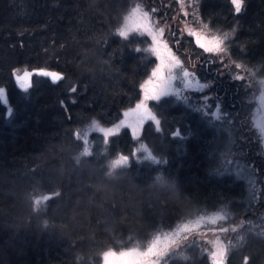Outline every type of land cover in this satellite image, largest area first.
Here are the masks:
<instances>
[{
    "label": "trees",
    "instance_id": "obj_1",
    "mask_svg": "<svg viewBox=\"0 0 264 264\" xmlns=\"http://www.w3.org/2000/svg\"><path fill=\"white\" fill-rule=\"evenodd\" d=\"M134 2L164 22L169 47L209 87L149 100L157 117L140 137L158 158L111 165L130 152L129 127L105 147L94 129L86 151L76 130L91 118L116 121L141 95L155 63L151 38L118 30ZM192 4L185 15L181 0H0V264H100L107 248L217 208L221 225L236 224L224 235L225 264H264V147L249 119L253 79L264 75V0H245L240 14L230 0ZM177 20L232 33L226 52L200 50ZM24 67L33 73L26 90L14 78ZM158 264L211 259L190 236Z\"/></svg>",
    "mask_w": 264,
    "mask_h": 264
},
{
    "label": "rangeland",
    "instance_id": "obj_2",
    "mask_svg": "<svg viewBox=\"0 0 264 264\" xmlns=\"http://www.w3.org/2000/svg\"><path fill=\"white\" fill-rule=\"evenodd\" d=\"M192 0H183L181 8L187 13L192 14L194 12L192 8ZM150 9L148 10L145 6H142L141 3L134 2L129 9L124 13L121 24L118 28L119 32L121 29H125L127 25V29L130 31L140 32L143 36L147 34L141 29V25L144 22V16L147 14L149 18V25L153 28V30L162 28L165 29V24L163 21H159L156 16H154ZM185 17V16H184ZM183 17V18H184ZM180 26L185 29H192L198 32H206L207 34H216L215 29L208 28L204 29V23H188L186 21L181 22V20H177ZM197 27L200 30H197ZM148 35V34H147ZM146 37V36H145ZM151 38V36H150ZM164 41L167 42L166 38L162 37ZM168 43V42H167ZM152 40L149 42V49L151 48ZM169 46V45H168ZM171 48V47H169ZM172 50V48H171ZM173 52V50H172ZM174 53V52H173ZM175 54V53H174ZM176 56V54H175ZM177 57V56H176ZM159 63L158 58L155 56V63L151 67L149 74L142 80L141 85L149 78L153 69ZM190 73L195 72L187 67H184ZM21 70V69H19ZM180 73L179 69L174 70V74L178 75ZM167 75V73H165ZM195 79L200 83L208 84V81H204L198 78L197 74H195ZM173 85L181 90V94L185 93L187 90L183 89L182 84L179 79L173 80ZM254 85V99H255V107L251 112V117L249 118L253 125L261 133V139L264 147V75L258 77V79H253ZM174 95V94H173ZM143 98V89L141 88L140 97L131 105L125 107L120 115V117L112 122V123H103L97 119L91 118L89 119L82 127L76 130V134L82 137L83 147L82 150L86 151L90 150L91 142H92V132L96 129L97 136L99 140L103 142V147H105L106 143L109 140V137L119 132L123 126H128L132 131V135L134 136L135 141L133 142L130 152H120L114 154L109 159V163L111 165H117L121 163L128 162L132 156L135 158H144L148 157L153 160H156L158 157L154 154L149 146L148 142L140 137V127L141 124H135V128L133 127V123L129 120L128 117L125 116V113L129 110L135 108L136 104L140 102ZM162 98V97H161ZM203 104L208 103V99H202ZM148 109L151 111L155 118L157 117L155 112L149 107ZM122 121H127L123 125ZM121 128V129H120ZM138 133V134H136ZM104 139V140H101ZM143 146V147H141ZM226 219V213L222 209H211V210H201L198 212H192L187 216L179 219L173 225L169 227H160L156 229L146 240L132 241L128 246L121 248H107L103 252L102 261L100 264H158L160 260L166 257V255L180 242H182L185 238L190 236H197L199 239L204 241L207 245V252L211 259V264H225L224 256L227 248V238L230 235L224 237L228 231L230 232L233 228L236 227V224L230 225H221Z\"/></svg>",
    "mask_w": 264,
    "mask_h": 264
},
{
    "label": "snow or ice",
    "instance_id": "obj_3",
    "mask_svg": "<svg viewBox=\"0 0 264 264\" xmlns=\"http://www.w3.org/2000/svg\"><path fill=\"white\" fill-rule=\"evenodd\" d=\"M183 3V0H181ZM230 3L234 6V12L240 14L244 8L245 0H230ZM187 15V13H185ZM207 25H204V29H207ZM141 29L151 36L152 44L150 51L158 58L159 63L153 69L149 78L141 85L143 89V98L139 103L136 104L135 108L125 113V116L131 120L133 127L135 124H143L148 119L156 120L155 116L148 109V101L155 100L159 101L161 97L169 94H174L177 97L181 96V90L173 85V80L179 79L183 89H197L203 90L209 87V84L200 83L195 79V74L190 73L187 69L182 67L181 60L175 56L168 43L163 40V29L158 28L153 30L149 25V18L147 14L144 16V22L141 25ZM129 29L127 25L125 29H121L119 35L127 36ZM188 34L195 38V43L207 53H225L226 46L225 41L232 33H224L222 36L216 34H207L206 32H198L192 29H188ZM139 51V49H137ZM179 69L178 75L174 74V70ZM16 81L20 88L26 90L30 86V77L33 75L32 72L24 71L23 75L18 74L19 70H16ZM167 73V75H165ZM38 75L50 77L52 82L55 83L62 79V75L57 72H50L44 69L38 70ZM76 91L75 88L72 89ZM5 99V90L0 88V100ZM208 97H205L207 100ZM11 115V110H9ZM215 116L219 115V108L214 113ZM127 121H122L123 125ZM157 130L159 131V121H156ZM138 134V133H136ZM174 136H180V132L176 131L173 133ZM143 147V146H141Z\"/></svg>",
    "mask_w": 264,
    "mask_h": 264
},
{
    "label": "water",
    "instance_id": "obj_4",
    "mask_svg": "<svg viewBox=\"0 0 264 264\" xmlns=\"http://www.w3.org/2000/svg\"><path fill=\"white\" fill-rule=\"evenodd\" d=\"M24 71H28V72H31L29 68L25 67L23 68L18 74L20 75H23ZM47 71H50V72H57V73H60L62 75V73L60 71H58L57 69H47ZM16 74H14V78L16 79ZM31 80V77L29 78Z\"/></svg>",
    "mask_w": 264,
    "mask_h": 264
},
{
    "label": "bare ground",
    "instance_id": "obj_5",
    "mask_svg": "<svg viewBox=\"0 0 264 264\" xmlns=\"http://www.w3.org/2000/svg\"><path fill=\"white\" fill-rule=\"evenodd\" d=\"M178 32H179V31H178ZM187 34H188V33H187ZM194 42H195V41H194ZM197 46H198V45H197ZM200 50H201V48H200ZM179 53H181V52H179ZM183 53H184V52H183ZM183 53H182V54H183ZM182 56H183V55H182ZM152 68H153V67H152ZM151 70H152V69H151ZM185 97H186V96H185ZM177 98H178V97H177ZM177 98H176V99H177ZM179 99H180V98H179ZM160 100H161V99H160ZM182 100H183V99H182ZM201 112H202V111H201ZM212 113H213V112H212ZM225 263H226V262H225Z\"/></svg>",
    "mask_w": 264,
    "mask_h": 264
}]
</instances>
